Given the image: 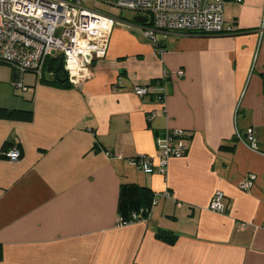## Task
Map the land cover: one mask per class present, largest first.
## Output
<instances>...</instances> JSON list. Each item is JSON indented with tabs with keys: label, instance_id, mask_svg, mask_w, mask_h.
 <instances>
[{
	"label": "crops",
	"instance_id": "obj_1",
	"mask_svg": "<svg viewBox=\"0 0 264 264\" xmlns=\"http://www.w3.org/2000/svg\"><path fill=\"white\" fill-rule=\"evenodd\" d=\"M225 19L233 33L159 32L156 52L124 18L79 84L0 78V109L31 114L0 115V264H264V0L226 1ZM136 84L153 90L139 97ZM166 128L188 133V151L146 173L132 159L156 155ZM248 129L261 151L238 141ZM123 183L153 193L147 220L121 223ZM218 192L225 213L209 207Z\"/></svg>",
	"mask_w": 264,
	"mask_h": 264
},
{
	"label": "built area",
	"instance_id": "obj_2",
	"mask_svg": "<svg viewBox=\"0 0 264 264\" xmlns=\"http://www.w3.org/2000/svg\"><path fill=\"white\" fill-rule=\"evenodd\" d=\"M87 1L0 0V64L11 66L19 75L31 72L53 80L56 77L53 71H48L49 60L55 57L56 66L63 58L65 73L62 74L69 83L79 84L91 77L94 62L107 55L110 33L116 25L124 23V18L87 6ZM104 1L133 12L134 17L145 16L146 22L138 25H142L146 35L153 40L156 52L163 51L159 32L220 35L235 31L233 24L225 19L226 0ZM133 18L131 21L135 24ZM178 74L183 75L184 71L179 70ZM15 86L26 89L20 79ZM152 90V85L134 86L139 97L149 95ZM156 101L166 110L163 92L157 93ZM156 116L157 110H151L147 120L152 121ZM236 137L253 150L261 151L252 129L245 133L238 131ZM187 140L188 133L183 129L166 128L157 135L156 155H142L133 158L132 163L146 173H165L171 159L187 153ZM2 155L15 162L22 157V150L16 144L5 145ZM256 180L257 175L249 173L239 182V187L249 191ZM222 198V192L216 193L210 209L225 213L227 209Z\"/></svg>",
	"mask_w": 264,
	"mask_h": 264
},
{
	"label": "trees",
	"instance_id": "obj_3",
	"mask_svg": "<svg viewBox=\"0 0 264 264\" xmlns=\"http://www.w3.org/2000/svg\"><path fill=\"white\" fill-rule=\"evenodd\" d=\"M232 1V0H226ZM61 77H65L64 74H61ZM43 81L57 84L61 86H68V79L65 81H60L57 78L50 80L42 78ZM29 112L20 111V110H7L0 109V115L7 116L10 118L14 117H23L30 118L31 114ZM10 145V144H7ZM222 149H231V147L222 146ZM153 198V193L149 188L139 185L137 183H123L120 187L119 202H118V213L120 215L121 222H133L140 220L142 218L149 216V209L151 201ZM138 216V217H137ZM137 217V218H135ZM158 236L164 240L172 241L174 235L170 232L159 230L157 233Z\"/></svg>",
	"mask_w": 264,
	"mask_h": 264
},
{
	"label": "rangeland",
	"instance_id": "obj_4",
	"mask_svg": "<svg viewBox=\"0 0 264 264\" xmlns=\"http://www.w3.org/2000/svg\"><path fill=\"white\" fill-rule=\"evenodd\" d=\"M87 6L90 7H96L99 8L107 13L112 14L115 17H122V18H129L132 19L134 17V13L131 11H128L126 9H121L114 7L113 5H110L106 3L104 0H88ZM13 68L11 66L0 64V78L2 80H5L7 77H9V74H13ZM26 76L30 79H34L38 77L35 73L27 72L25 73ZM17 94H20V92L14 87Z\"/></svg>",
	"mask_w": 264,
	"mask_h": 264
},
{
	"label": "water",
	"instance_id": "obj_5",
	"mask_svg": "<svg viewBox=\"0 0 264 264\" xmlns=\"http://www.w3.org/2000/svg\"><path fill=\"white\" fill-rule=\"evenodd\" d=\"M134 22L139 24V23H145L146 22V17L145 16H142V15H138V16H135L133 18ZM55 63V57H52L50 58L49 60V63H48V71H53L54 74H55V77L60 80V81H65V77H61V74L62 73H65V69H64V60L63 58H61L59 60V63L58 65H54Z\"/></svg>",
	"mask_w": 264,
	"mask_h": 264
}]
</instances>
